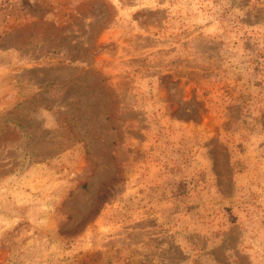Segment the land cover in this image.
Wrapping results in <instances>:
<instances>
[{"label": "rangeland", "instance_id": "1", "mask_svg": "<svg viewBox=\"0 0 264 264\" xmlns=\"http://www.w3.org/2000/svg\"><path fill=\"white\" fill-rule=\"evenodd\" d=\"M0 264H264V0H0Z\"/></svg>", "mask_w": 264, "mask_h": 264}]
</instances>
